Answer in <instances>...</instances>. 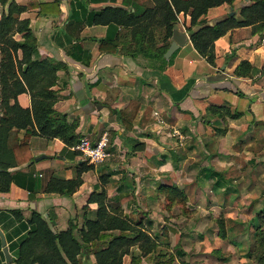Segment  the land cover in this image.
Instances as JSON below:
<instances>
[{
    "label": "crops",
    "instance_id": "1",
    "mask_svg": "<svg viewBox=\"0 0 264 264\" xmlns=\"http://www.w3.org/2000/svg\"><path fill=\"white\" fill-rule=\"evenodd\" d=\"M12 1L23 6V10L14 15L17 19H28L37 38L38 53L64 63L56 71L53 88L57 89V97L53 107L65 113L68 121L76 120V132L91 144L105 135L104 149L108 153L101 161H90L76 148L79 140L71 147L79 153L67 158L58 155L64 146L61 139L31 133L27 128L17 129L11 141H26L27 147L19 151L17 165L9 169H32L41 178V185L34 199H30L28 191L14 182L7 191L0 192V228L10 234L13 241L23 230L18 232L20 224L10 210H20L24 218L36 210L54 230L68 228L70 221L80 227L87 218L95 217L98 208L97 201H88L90 194L104 188L110 211L119 208L135 220L142 219L150 230L159 232V237L168 234L159 244L168 246L171 245L170 234H178V231L163 219L168 208L164 194L159 190L160 185L177 186L187 199L191 196L206 198L200 188L207 185L196 182H209L207 164L213 167L210 174H224L233 182L238 179L239 184L249 177V170L243 166L250 162L259 164V153L255 154L248 146L258 138L264 141V45L260 42L262 34L252 32L251 25L230 28L217 37L214 40L215 63L211 64L191 42L187 29L190 15L179 11L173 31L177 28L184 32L187 40L173 52L171 61L162 69L158 68V62L140 52L133 55L126 52L122 42L131 37V26H118V47L111 52L99 50L98 39L106 35L107 25H85L79 32L80 39L73 42L89 50L91 57L85 64L72 57L67 47L59 46L53 37L68 17L63 0L59 3V14L54 12L55 7L40 6L55 0H7L0 2V17L8 11ZM66 1L70 12L71 0ZM248 2L234 0L232 5L211 6L204 16L210 22L228 14L239 17L240 7ZM133 3L149 7L155 4V0H101L91 2L90 6L114 5L132 11L135 8ZM152 31L155 36L164 35L162 28ZM12 36L22 40L21 32L15 31ZM244 59L255 69L252 76H238L234 72ZM236 89L245 95H239ZM16 97L20 105L30 107L28 91L18 93ZM131 99H137L139 107L133 128L125 129L111 108H123ZM13 101L12 98L9 100L10 103ZM213 105L226 106L232 113L238 111L240 114L232 116L223 114L222 110L212 111L209 106ZM42 153L46 155L44 158L34 160ZM79 160L92 166L80 173L81 182L71 194L44 190L50 177H77ZM197 160H201L198 169L195 168ZM189 181L191 184H187ZM221 184L212 183L213 188H217L214 192L219 191ZM242 192L245 195L237 200L244 201L249 195L247 187H243ZM186 202L184 206L176 203L185 211L188 208ZM113 231L118 233V230ZM201 242L195 244V251L187 252V247L183 249L181 246L174 250L183 260V256L191 253L201 254ZM9 252L13 260L14 250L9 249ZM159 252L168 259L170 254H164L166 251H153L142 257V263L155 264ZM150 254L154 256L153 262L147 263ZM81 257L85 263L95 262L91 245L87 244L81 251ZM1 258L6 261L4 254L0 253ZM12 260L6 262L15 264ZM122 264H131L129 254L123 256ZM170 264L180 262L176 259Z\"/></svg>",
    "mask_w": 264,
    "mask_h": 264
},
{
    "label": "trees",
    "instance_id": "2",
    "mask_svg": "<svg viewBox=\"0 0 264 264\" xmlns=\"http://www.w3.org/2000/svg\"><path fill=\"white\" fill-rule=\"evenodd\" d=\"M6 1L0 0L2 3ZM99 1L101 0H71L68 17L53 35L59 46H64L65 49L67 47L72 57L85 64L89 63L91 57L89 50L73 43L80 39L79 32L85 25H107L106 35L98 39L99 50L111 52L118 47V26H131V37L126 38L122 46L129 55L140 52L155 60L159 69L170 62L174 55L173 53L165 58L163 54L170 44L177 21L176 13L179 11L190 15L187 29L191 42L211 64L215 63L214 40L230 28L251 25L252 32L264 33V0H249L240 7L239 17L228 14L212 22L204 16L208 8L222 3L232 5L234 0H155V4L149 7L133 3L135 8L132 11L114 5L90 6L91 2ZM59 3L60 0H55L41 3L40 6L55 7L54 12L59 14ZM21 10L23 6L12 1L8 11L0 17V192L7 191L14 182L28 191L30 199H34L40 188L41 178L32 169H9L17 165L19 151L26 150L27 147L26 141H11L13 133L17 129L27 128L31 133L47 138L57 137L64 143L58 155L67 158L79 153L71 147L80 140L81 135L76 132V120L68 121L65 113L53 107L57 97V89L53 88L57 80L56 71L64 63L38 53L37 38L29 27L28 19H17L14 15ZM157 27L163 29V36L154 35L152 30ZM15 31L21 32L22 40L12 36ZM254 71V67L245 59L234 69L238 76H252ZM22 91L30 93V107H23L17 101L16 96ZM235 91L239 95H245L240 89ZM11 98L13 103L9 102ZM138 107L139 101L131 99L125 107L111 108V111L121 126L131 129ZM209 109L218 112L222 110L223 114L232 116L240 114L238 111L232 113L226 106L213 105ZM79 161L77 177H50L44 190L71 194L81 182L80 173L92 166L83 160ZM208 168L213 170L212 167H205ZM159 190L164 194L168 209L174 202L185 205L186 194L177 186L162 184ZM88 201L98 202L95 217L87 218L80 227L70 221L68 228L61 230L52 229L51 223L36 210H32L27 218L18 209L10 210L20 224L18 232L23 230L15 241L10 234L5 233L9 249L14 250L12 261L15 264H84L81 251L89 244L95 264H122L123 256L129 252L130 246L137 245L140 253L133 254L132 260L134 264H143L142 257L155 251L156 246L161 243L159 232L155 231L158 232L156 238L142 219L135 220L119 208L114 207L110 211L104 188L93 191ZM113 230H118V233L114 234ZM218 234L224 236V230L219 228ZM255 239L258 262L264 264V226L256 227ZM0 253L3 256L1 249ZM181 253L182 251L179 254ZM171 258L172 255L164 259L163 254H157L154 262L170 264ZM182 262L185 263L184 260ZM0 264L8 263L1 258Z\"/></svg>",
    "mask_w": 264,
    "mask_h": 264
},
{
    "label": "rangeland",
    "instance_id": "3",
    "mask_svg": "<svg viewBox=\"0 0 264 264\" xmlns=\"http://www.w3.org/2000/svg\"><path fill=\"white\" fill-rule=\"evenodd\" d=\"M192 141L193 138L190 143ZM248 147L251 151H255V154L259 153L260 155L258 165H253V162H250L249 165L243 166L249 170L248 179L239 184L238 179L233 182L230 177L224 174L220 173L216 176L210 174L209 168L206 169L208 172L206 178L209 182H196L199 185H207V187L200 188L206 198L191 196L187 199L186 207L188 208L185 211L180 210L179 207L181 206H177L176 202L172 204L170 209L166 210L167 215L162 218L174 227L178 234H170L171 245H157L155 252L166 251L164 254L172 255L170 263H175L177 259L180 264H260L256 253L258 247L255 230L257 226H264V141L262 142L258 138L255 142H251ZM195 163V168L198 169L201 160H197ZM206 167H211V165L207 164ZM217 181L222 184L219 191L214 192L217 188H213L212 183ZM188 183L191 184L190 181ZM208 187H210V191ZM243 187H247L249 190V195L247 194L248 196L244 199L245 202L241 199L237 200L239 196L245 195L242 192ZM228 205L230 208H227ZM260 209L262 211L258 212ZM227 210L230 212H226ZM158 216L156 215L157 219L160 220ZM219 228L224 230V236L218 234ZM150 231L158 238L155 230ZM163 236L167 238L168 234ZM163 236L159 237V241L164 239ZM178 241L181 243L176 244ZM199 242H201V250H203L199 251L201 254L194 255L191 253L188 256H183V260L186 259L183 263L175 252V247L181 246L183 249L187 247V252L195 251V244ZM137 253H140V249L137 245H132L129 252L124 255L129 254L131 264H134L132 255ZM147 257V260L149 259L147 263L153 262V254ZM83 262L84 264H95V262Z\"/></svg>",
    "mask_w": 264,
    "mask_h": 264
},
{
    "label": "water",
    "instance_id": "4",
    "mask_svg": "<svg viewBox=\"0 0 264 264\" xmlns=\"http://www.w3.org/2000/svg\"><path fill=\"white\" fill-rule=\"evenodd\" d=\"M63 3H64L65 10H66V16H68L69 8H68L67 1L63 0ZM186 40H187V35L184 32H181L180 30L175 28L174 31H173V35H172V40H171L168 48L164 52V56L167 58L170 55H172L173 52L179 46L183 45L186 42ZM45 156H46L45 154H41V155L35 156L34 160H40V159L44 158ZM0 242H1L2 251H3V254H4L5 260L7 262H11L12 256H11V254L9 252V249H8L5 233H4V231L1 228H0Z\"/></svg>",
    "mask_w": 264,
    "mask_h": 264
},
{
    "label": "built area",
    "instance_id": "5",
    "mask_svg": "<svg viewBox=\"0 0 264 264\" xmlns=\"http://www.w3.org/2000/svg\"><path fill=\"white\" fill-rule=\"evenodd\" d=\"M260 42L264 45V33L260 37ZM106 145V136L103 135L97 142L91 144L86 138H81L76 148L81 150L82 154L90 161H101L108 154L104 147Z\"/></svg>",
    "mask_w": 264,
    "mask_h": 264
}]
</instances>
